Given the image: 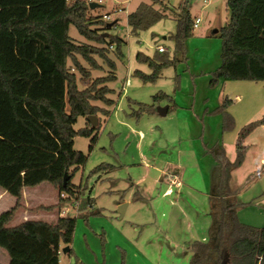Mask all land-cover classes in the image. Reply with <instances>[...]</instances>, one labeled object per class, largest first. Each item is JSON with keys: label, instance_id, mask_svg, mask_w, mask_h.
Returning <instances> with one entry per match:
<instances>
[{"label": "rangeland", "instance_id": "obj_1", "mask_svg": "<svg viewBox=\"0 0 264 264\" xmlns=\"http://www.w3.org/2000/svg\"><path fill=\"white\" fill-rule=\"evenodd\" d=\"M159 1L166 7L154 4V0H103L101 7L92 10V16L97 18L110 13L113 17L117 15V21L111 22L114 26L106 32L107 40L120 37L126 42L121 58L115 56L114 48L108 54L111 59L116 58L118 75L115 82L108 84L116 94L113 92L108 98L115 100L119 108L116 112L111 110L107 117L97 115L100 130L92 150L91 138L74 139V150L87 156L86 164L72 180L73 186H81L83 190L77 198L80 211L71 202L61 201L53 186L42 184L34 191L36 196L29 200L30 209L18 212L11 224H18L24 216L52 222L62 207L68 208L66 213L62 211V217L76 218V230L70 246L72 252L64 253L62 248L59 264H120L123 254L126 264H190L191 246L208 240L213 215L218 218L223 205L230 207V194L222 191L226 196L222 200L216 191H220L224 167L238 158L240 130L264 115V82L221 81L218 86L210 87L211 74L221 65V29L229 22L227 0H193L189 12L201 22L187 43V61L165 68L156 84H143L135 78V70L150 72L136 61L137 52L153 56L156 47L163 45L169 56L174 57L175 46L170 37L176 31L182 0ZM142 3L152 5L166 17L134 36L126 20ZM117 9L123 10L115 14L113 11ZM69 35L76 44L102 47L86 41L74 26L70 27ZM78 58L92 79L111 72L98 57L93 58L102 66L101 70H93ZM127 66L129 79H126ZM159 92L171 96L177 104L176 110L164 117L157 109L168 103L153 99ZM128 98L152 106L155 112L143 115L140 121L126 117L124 114L131 112ZM227 99L233 101L226 106V113L232 116L234 128L225 131L222 114L212 112ZM93 104L106 108L101 102ZM87 122L79 117L74 129L84 128ZM246 143L255 146L249 148L245 161L232 169L231 191L236 208L240 203H250L237 210L240 222L262 228L264 129L243 142L244 147ZM98 166L104 168L92 173ZM167 190L170 192L165 194ZM14 203L15 199L8 194L1 197L0 214L9 211ZM58 203L60 210L38 209ZM123 204L128 206L121 218L118 208ZM0 261L10 262L3 249H0Z\"/></svg>", "mask_w": 264, "mask_h": 264}, {"label": "trees", "instance_id": "obj_2", "mask_svg": "<svg viewBox=\"0 0 264 264\" xmlns=\"http://www.w3.org/2000/svg\"><path fill=\"white\" fill-rule=\"evenodd\" d=\"M192 2L182 0L176 31L170 37L175 46L173 58L167 52L156 51L153 56L137 52L136 61L150 71H134L133 76L143 84H156L165 68L187 61L186 46L194 31L189 12ZM157 3L166 7L154 0ZM226 6L229 22L221 29V65L211 74L210 87L221 81L264 82V0H227ZM165 17L152 5L142 3L127 16V25L137 36ZM101 18L92 16L86 0H0V188L15 199L13 207L0 214V249L7 253L9 264H59L62 247H70L73 242L76 218L58 216L50 223L26 220L11 224L25 209L24 190L49 184L59 195L80 196L83 191L81 186H73L72 180L86 164L87 156L74 150V139L91 138L92 150L100 121L97 127L87 122L79 130L74 125L79 117L108 116V110L93 102L106 107L114 104L108 98L113 93L108 84L116 80V65L108 54L114 48L115 56L121 58L126 44L120 37L107 40L108 23ZM71 26L86 41L102 47L74 43L69 35ZM78 57L93 70H101L93 58L98 57L111 72L92 79ZM153 99L170 104L168 113L177 108L173 98L163 92ZM127 102L131 112L125 115L137 121L155 112L152 106L130 98ZM232 102L223 101L213 112L222 114L225 131L234 128L232 116L226 113V106ZM261 126L264 115L240 130L238 158L224 167L220 191H216L222 200L226 197L222 191L232 196L229 180L232 169L243 163V141ZM103 168L98 166L92 173ZM65 175L70 179L64 187ZM59 207L60 203L38 209L49 212ZM208 234V240L191 246L190 264H220L223 249L229 256L228 264H264V227L241 223L233 203L230 207L223 205L218 218L213 215ZM120 264H126L124 254Z\"/></svg>", "mask_w": 264, "mask_h": 264}, {"label": "crops", "instance_id": "obj_3", "mask_svg": "<svg viewBox=\"0 0 264 264\" xmlns=\"http://www.w3.org/2000/svg\"><path fill=\"white\" fill-rule=\"evenodd\" d=\"M101 7V6H100ZM127 21V20H126ZM118 23V22H117ZM130 45V44H129ZM131 46V45H130ZM160 47H162V48H164V46L163 45H158L156 48L158 49V48H160ZM166 49V48H165ZM167 50V49H166ZM158 51V50H157ZM110 58V57H109ZM111 59V58H110ZM112 61H114V63H115V65H116V70H117V64H116V58L115 57H112V59H111ZM118 68H119V66H118ZM127 72H126V74H127V76H126V79H129L128 77L130 76V72H129V68H128V66H127ZM114 74H115V76H116V80H117V78H118V75H116V71L114 72ZM115 80V81H116ZM114 81V82H115ZM113 83V82H112ZM230 83H232V82H230ZM220 84V83H219ZM218 84V85H219ZM109 87V86H108ZM110 88V87H109ZM111 90H113V95H115L116 94V91H115V89L114 88H110ZM123 91V93H122V97H124L125 96V93H126V88L123 86V87H121V92ZM174 100V99H173ZM115 101V100H114ZM174 102H175V104H176V101L174 100ZM118 103H120V100H118ZM177 105V104H176ZM169 104H168V111H169ZM119 108V105L118 104H116V101L114 102V104L111 106V107H106L105 109L106 110H108V112H110L111 113V110H114L113 112H116V108ZM102 108V107H101ZM110 108V109H109ZM214 112V111H213ZM212 112V113H213ZM168 114V113H167ZM125 115V114H124ZM126 116V115H125ZM127 117V116H126ZM142 119V118H141ZM140 119V120H141ZM259 120V119H258ZM264 129V126H261V127H258L257 129H255L243 142H247V141H250V139H252L253 138V136H254V134L258 131V130H263ZM126 136H128V134L126 135ZM141 137H143L144 138V136L141 134ZM127 138V137H126ZM238 142V141H237ZM254 143H256V142H254ZM254 143H251V144H247L246 143V145H245V147L243 146V143H242V146H243V148H244V161H245V159L248 157V154H250V147H251V149H252V147L253 146H255L254 145ZM232 172V171H231ZM231 186H232V175H231V178H230V189H231ZM37 189V188H36ZM36 189H33V190H31V189H27V190H24V193H23V204H24V207H25V209L24 210H22V211H24V213L26 212V211H28V209H30V208H28V204H29V200H32L31 198L33 197V195H35L36 196V193L34 192ZM233 191V190H232ZM170 192V190H167V192L165 193V194H168ZM244 193H246V192H244ZM243 193V194H244ZM7 194L4 192V191H2V192H0V198L2 197H4V196H6ZM237 195L238 194H235V197H237ZM78 194H74V195H72V197H71V199H68V200H62L61 199V201H69V202H71L72 204H73V206H76V208L77 209H79V211H80V208L78 207ZM28 197H29V199H28ZM231 198H232V200L230 201V205L233 203L234 204V202H235V200H234V195L233 196H230ZM248 199H252V197H248ZM248 205H250V203L249 202H243L242 204L240 203V205H239V207L238 208H236V212H237V210L238 209H240V208H243V207H247ZM60 206H61V204H60ZM128 206V205H127ZM60 210V209H59ZM66 210H68V208H66V207H62V211H66ZM22 211H20V212H22ZM62 211L60 210V211H58L57 212V214H58V216H61L62 217ZM23 213V214H24ZM66 213V212H65ZM237 216H238V213H237ZM238 219H239V217H238ZM26 220H33V219H26V217L24 216V220H22V221H26ZM22 221H20V222H22ZM19 222V223H20ZM53 222V221H52ZM48 223H50V222H48ZM258 228H260V227H258ZM206 240H204L203 239V241H200V242H205ZM63 248V247H62ZM0 264H6V263H3V262H1L0 261Z\"/></svg>", "mask_w": 264, "mask_h": 264}, {"label": "water", "instance_id": "obj_4", "mask_svg": "<svg viewBox=\"0 0 264 264\" xmlns=\"http://www.w3.org/2000/svg\"><path fill=\"white\" fill-rule=\"evenodd\" d=\"M99 7H100V5H98L96 3L89 4V9H91V10H95L96 8H99ZM113 26H114L113 23H108L106 28L111 29ZM157 112L162 117L166 116L168 113V106L158 108ZM87 121L90 123V125L92 127H97L98 123H99L98 117L94 116V115L88 116ZM69 179H70V177L68 175L64 176V179H63V186L64 187L66 186V183ZM126 208H127V204H123V205L119 206L118 213L120 214L121 218L124 216ZM69 249H70V247L66 246L63 248V252L67 253L69 251ZM228 262H229L228 253H227L226 249H223L220 253V264H228Z\"/></svg>", "mask_w": 264, "mask_h": 264}, {"label": "built area", "instance_id": "obj_5", "mask_svg": "<svg viewBox=\"0 0 264 264\" xmlns=\"http://www.w3.org/2000/svg\"><path fill=\"white\" fill-rule=\"evenodd\" d=\"M68 1V0H66ZM87 4H91V3H96L98 5L102 4L103 3V0H86ZM206 2V1H205ZM123 9H117V11H113L115 14H119L120 12H122ZM112 13L110 14H105L101 20L105 23H111V22H116L117 21V15L116 16H112L111 15ZM120 18V17H119ZM201 22V19L200 18H195L194 19V24H193V27L194 29H196L198 27V25L200 24ZM112 48V47H110ZM159 52H167V50L165 48H158L157 49ZM72 196H70L69 194L67 193H61L59 195V198L62 199V200H68V199H71Z\"/></svg>", "mask_w": 264, "mask_h": 264}]
</instances>
